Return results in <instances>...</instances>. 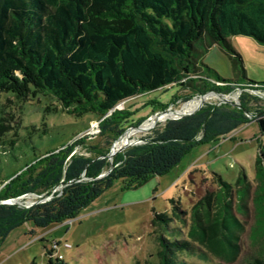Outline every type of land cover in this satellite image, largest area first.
<instances>
[{
	"label": "trees",
	"instance_id": "obj_1",
	"mask_svg": "<svg viewBox=\"0 0 264 264\" xmlns=\"http://www.w3.org/2000/svg\"><path fill=\"white\" fill-rule=\"evenodd\" d=\"M232 36L264 44V0H0V94L19 104L44 101L47 111L75 117L94 114L103 137L101 145L87 147V155H71V147L60 146L24 167L14 157L17 165L10 166L18 168H0V201L50 196L25 208L0 203V244L23 224L46 230L74 219L116 181L131 189L166 174L198 143L223 139L249 122L263 133L264 97L253 91L264 94V83L246 78L242 57L228 42ZM215 45L228 55L234 79L221 78L200 60ZM183 79L201 82L198 93L227 94L230 84L239 86L238 102L253 116L230 104L203 103L190 115L157 125L141 143L109 160L106 154L132 113L113 122L108 117L115 107ZM12 118L0 105V141L9 146L4 154L18 147L21 118L10 127ZM258 152L255 168L261 175L260 145ZM212 176L224 195L219 212H213L216 200L205 195L191 206L186 232L175 226L186 214L178 199H169V215L152 211L156 264H186L182 256L195 255L228 263L238 258L237 232L243 227L228 204L232 188ZM48 263L65 264L58 257ZM248 264H264V257Z\"/></svg>",
	"mask_w": 264,
	"mask_h": 264
},
{
	"label": "rangeland",
	"instance_id": "obj_2",
	"mask_svg": "<svg viewBox=\"0 0 264 264\" xmlns=\"http://www.w3.org/2000/svg\"><path fill=\"white\" fill-rule=\"evenodd\" d=\"M228 42L241 55L246 78L264 83V44L247 36H232ZM200 60L221 78L234 79L231 61L220 47L212 46ZM201 85V82L183 79L120 102L114 115L108 119L114 122L132 112L122 124L124 129L130 131L143 126L128 135L119 148L141 143L142 136L150 130L177 117L156 121L153 116L165 112L170 115L177 111L181 113L188 103L208 94L212 93L203 103L216 104L223 97L238 102L239 86L230 84L233 88L227 94L215 90L198 93ZM157 102L164 106L160 107ZM46 104L44 101L19 104L9 94H0V105L13 116L9 126H16L18 118H21L18 147L4 154L2 152L9 146L0 141V168H8L10 172L60 146L71 147V155H87L88 146L102 144L97 116L86 114L75 117L61 111H47ZM140 120L142 122L137 124ZM124 134L117 139L120 140ZM82 138H86L82 140L83 144L73 145ZM259 145L264 152V132L260 133L255 122L239 127L223 139L198 143L166 174L152 177L136 188L123 189L119 181L114 182L74 219L46 230L32 228L28 224L12 230L0 244V264H49L48 261L55 260V255H61L65 264H156L157 246L150 225L152 211L169 215V199H178L181 210L186 214L179 215L175 226L184 232L190 225L191 206L205 195L216 200L213 212H219L218 202H222L224 195L219 192L221 186L212 173L232 188L228 204L243 227L237 232L238 258L228 263L212 255L203 256L204 259H200L201 255L182 256L185 263L248 264L253 258L264 257V173L256 174L255 168ZM14 157L19 160L18 167L10 166L17 165ZM3 185L0 184V189ZM59 188H54L52 192ZM15 199L30 204L37 197ZM64 243L70 244V248H65ZM55 244H58L57 251L52 252Z\"/></svg>",
	"mask_w": 264,
	"mask_h": 264
},
{
	"label": "water",
	"instance_id": "obj_3",
	"mask_svg": "<svg viewBox=\"0 0 264 264\" xmlns=\"http://www.w3.org/2000/svg\"><path fill=\"white\" fill-rule=\"evenodd\" d=\"M202 96H203V95H202ZM202 103H203V102H201V103L197 106V108H196L195 110H193L192 112H190V113H183V114L178 115L177 117H174V118H171V119H177V118H180V117H182V116H186V115H190V114L194 113L195 111H197V110L201 107ZM223 103L230 104V105H232V106H234V107H237V108H241L247 116H249V117H252V116H253L252 114H250V113H248L247 111H245V110L240 106L239 102H232V101H230L229 99L224 98V97H223L219 102H217L215 105H219V104H223ZM126 131H127V130H125V131L119 136V138H120V137H121ZM119 138H118V139H119ZM118 139H116L115 142H116ZM135 144H136V143H135ZM131 145H132V143H131V144H127V145H125V146H123V147H121V148H119V149L113 151V146H114V144H112V147H111V150H110L111 152H110L106 157H107L109 160H111V158L113 157V155H115L117 152H121V151H123L124 149H126L127 147H129V146H131ZM103 175H104V174L100 175V177L103 176ZM83 178H84V173L81 174V176H80L77 180H80V179H83ZM56 187H57V186H56ZM56 187H55V188H56ZM48 198H50V196L47 195V194H45V195H42L38 200H36V201L33 202V203L42 202V201H44V200H47ZM0 203H4V204H13V205H16V206H19V207H22V208L28 207V206H30V205L32 204V203H30V204H24V203L18 202L16 199H12V200H8V201H0Z\"/></svg>",
	"mask_w": 264,
	"mask_h": 264
},
{
	"label": "bare ground",
	"instance_id": "obj_4",
	"mask_svg": "<svg viewBox=\"0 0 264 264\" xmlns=\"http://www.w3.org/2000/svg\"><path fill=\"white\" fill-rule=\"evenodd\" d=\"M212 94V93H211ZM208 96H204V97H202V98H200V99H196L195 100V102H192V103H188L183 109H182V112L181 113H179V111H177V112H175V113H173L172 115H170L169 113H167V112H165V113H162V114H157V115H155V116H153L152 117V119L153 120H162V119H167V118H169V117H174V116H178V115H181V114H183V113H187V112H189V111H191L193 108H197V106L201 103V102H204V99L205 98H207ZM216 97V96H215ZM148 122V121H147ZM147 122H145V123H147ZM144 123V124H145ZM143 126V125H142ZM141 126V127H142ZM141 127H139L138 129H134V130H130V131H127L125 134H124V136L120 139V140H118L117 142H115V144H114V146H113V150L115 151L116 149H118L120 146H122L125 142H126V140H127V136L128 135H130V134H132V133H134V132H136V131H139L140 130V128Z\"/></svg>",
	"mask_w": 264,
	"mask_h": 264
},
{
	"label": "built area",
	"instance_id": "obj_5",
	"mask_svg": "<svg viewBox=\"0 0 264 264\" xmlns=\"http://www.w3.org/2000/svg\"><path fill=\"white\" fill-rule=\"evenodd\" d=\"M253 93H255V94H261L263 97H264V94L263 93H259L258 91H253ZM65 248H70V244H68V243H64V245H63ZM54 247H55V245H54ZM57 249V248H56ZM56 257H58V258H62L61 257V255H55Z\"/></svg>",
	"mask_w": 264,
	"mask_h": 264
},
{
	"label": "crops",
	"instance_id": "obj_6",
	"mask_svg": "<svg viewBox=\"0 0 264 264\" xmlns=\"http://www.w3.org/2000/svg\"><path fill=\"white\" fill-rule=\"evenodd\" d=\"M56 251H57V250H56ZM56 251H55V252H56Z\"/></svg>",
	"mask_w": 264,
	"mask_h": 264
}]
</instances>
